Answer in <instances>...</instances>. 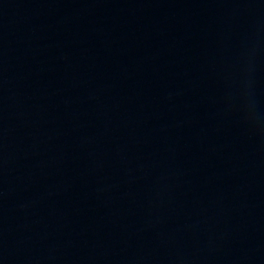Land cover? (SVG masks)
Instances as JSON below:
<instances>
[{
  "label": "water",
  "instance_id": "95a60500",
  "mask_svg": "<svg viewBox=\"0 0 264 264\" xmlns=\"http://www.w3.org/2000/svg\"><path fill=\"white\" fill-rule=\"evenodd\" d=\"M0 264H264V0H0Z\"/></svg>",
  "mask_w": 264,
  "mask_h": 264
}]
</instances>
